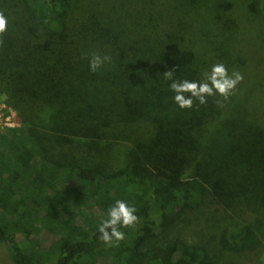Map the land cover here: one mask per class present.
Instances as JSON below:
<instances>
[{
  "label": "trees",
  "instance_id": "1",
  "mask_svg": "<svg viewBox=\"0 0 264 264\" xmlns=\"http://www.w3.org/2000/svg\"><path fill=\"white\" fill-rule=\"evenodd\" d=\"M22 1L23 62L17 52L0 59L17 115L16 126L0 129V245L12 264H216L205 247L165 236L183 212L209 206L217 187L246 188L264 222L256 92L242 102L209 97L181 111L163 78L171 70L199 80L211 64L238 66L225 48L238 30L228 2L174 0L172 12L205 17L183 23L195 28L185 38L160 25L163 0ZM93 53L111 58L102 72L88 70ZM119 143L127 145L123 165L111 171L104 157ZM116 200L134 206L139 219L121 229L122 241L105 246L97 225ZM219 244L245 253L258 244L256 228L246 224Z\"/></svg>",
  "mask_w": 264,
  "mask_h": 264
},
{
  "label": "rangeland",
  "instance_id": "2",
  "mask_svg": "<svg viewBox=\"0 0 264 264\" xmlns=\"http://www.w3.org/2000/svg\"><path fill=\"white\" fill-rule=\"evenodd\" d=\"M133 1L137 2L136 6L143 0ZM163 1L168 9H161L163 10L161 12L163 22L160 25L162 27L167 26L171 30L180 31L185 38L193 34L195 28L183 26L184 22L192 23L205 19L202 12H200L201 17H195L194 13L188 10L185 11V14L172 12L174 0ZM225 2L230 5L227 15L238 24L237 35L234 36L232 43L225 47L230 53L237 55L239 59L238 66L236 68L231 67L229 72L238 71L244 77L242 83L238 85L235 95L229 99L233 98L242 102L245 97L252 96L253 98L251 90L255 91L256 98L253 99L255 104L260 105V110H263L262 113L264 114V0H225ZM175 5L178 6L177 3ZM0 14L8 16L7 31L0 36V59L10 61L18 53L17 55L21 58H16L21 65L23 53H21L19 41L23 43V1L0 0ZM178 17L181 18L182 25L177 21L179 20ZM174 24L176 25L174 26ZM189 25L194 26L193 23ZM188 46L192 50L207 48L203 44H189ZM15 81L18 86L22 84L19 80L15 79ZM12 88L11 80L7 77L0 81V107H4L0 111L2 116L0 129L9 128L4 126L7 119H10L9 122L13 125L17 124L16 111L9 104ZM15 95L16 98H23V93H16ZM37 114H40V112ZM230 116V113L223 114L220 119L230 118ZM163 147L168 148L167 145H163ZM126 148L127 145H121L120 143L112 145L110 152L105 154L104 157L108 169L118 171L122 167V158ZM53 151L56 154L58 153L57 150ZM84 153L82 147L77 149V157H82ZM95 161L97 159L92 160V162ZM186 175L189 176L188 173ZM230 202L234 203V207L231 206ZM249 203V193L246 188L241 193L238 191L235 193L233 190L229 189V192H227L224 187H217L214 194L208 199L209 206L206 205L200 209L183 212L180 215L178 226L170 231L165 239L178 240L190 246H203L210 252V256L216 264H264V222L259 212L258 214L253 212L255 207H250ZM261 203V208H263V197H261ZM263 210L261 209L260 213ZM246 224H252L256 228L258 244H255L251 250L245 253L224 251L219 244V239L223 235L234 236L238 234ZM0 264H12L3 245H0Z\"/></svg>",
  "mask_w": 264,
  "mask_h": 264
},
{
  "label": "clouds",
  "instance_id": "3",
  "mask_svg": "<svg viewBox=\"0 0 264 264\" xmlns=\"http://www.w3.org/2000/svg\"><path fill=\"white\" fill-rule=\"evenodd\" d=\"M7 26V17L0 14V36L7 31ZM110 62L109 56L93 53L88 59V70L92 73L102 72ZM163 78L168 82L172 102L181 111L191 110L194 104L205 105L209 97L218 96L228 101L244 79L238 71L229 72L224 63L211 64L199 80L177 79L171 70L165 71ZM136 211L126 201L116 200L107 208L105 218L97 225L99 241L105 246H114L122 241L125 233L121 229L132 227L138 222Z\"/></svg>",
  "mask_w": 264,
  "mask_h": 264
},
{
  "label": "built area",
  "instance_id": "4",
  "mask_svg": "<svg viewBox=\"0 0 264 264\" xmlns=\"http://www.w3.org/2000/svg\"><path fill=\"white\" fill-rule=\"evenodd\" d=\"M2 108H4V107H0V111H2ZM9 120H10V119H7V123H4V126L9 127V128H10V127H14V126H16V124L13 125L12 123H10ZM1 122H2V116H1V114H0V125H1ZM8 122H9V123H8Z\"/></svg>",
  "mask_w": 264,
  "mask_h": 264
}]
</instances>
